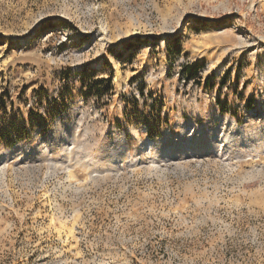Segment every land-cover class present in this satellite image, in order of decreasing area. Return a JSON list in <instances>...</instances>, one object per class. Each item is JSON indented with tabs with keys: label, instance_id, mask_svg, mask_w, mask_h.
I'll return each mask as SVG.
<instances>
[{
	"label": "rangeland",
	"instance_id": "374dc122",
	"mask_svg": "<svg viewBox=\"0 0 264 264\" xmlns=\"http://www.w3.org/2000/svg\"><path fill=\"white\" fill-rule=\"evenodd\" d=\"M0 264H264V0H0Z\"/></svg>",
	"mask_w": 264,
	"mask_h": 264
},
{
	"label": "trees",
	"instance_id": "16d2710c",
	"mask_svg": "<svg viewBox=\"0 0 264 264\" xmlns=\"http://www.w3.org/2000/svg\"><path fill=\"white\" fill-rule=\"evenodd\" d=\"M136 38L140 39V36H136ZM200 67H201L200 63H195L193 65L187 66L186 67L187 68V76L188 77H194L196 74H198ZM107 86H110L109 88H111V85H107Z\"/></svg>",
	"mask_w": 264,
	"mask_h": 264
}]
</instances>
